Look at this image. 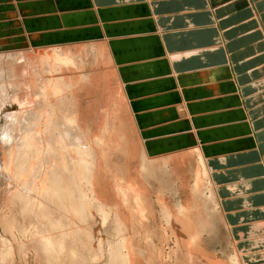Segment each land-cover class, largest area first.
Segmentation results:
<instances>
[{
  "label": "crops",
  "instance_id": "0c3cea01",
  "mask_svg": "<svg viewBox=\"0 0 264 264\" xmlns=\"http://www.w3.org/2000/svg\"><path fill=\"white\" fill-rule=\"evenodd\" d=\"M90 43L148 156L203 152L233 250L264 264V0H0V46Z\"/></svg>",
  "mask_w": 264,
  "mask_h": 264
},
{
  "label": "rangeland",
  "instance_id": "374dc122",
  "mask_svg": "<svg viewBox=\"0 0 264 264\" xmlns=\"http://www.w3.org/2000/svg\"><path fill=\"white\" fill-rule=\"evenodd\" d=\"M55 48L64 49L69 62L50 58L49 53ZM15 50H22L26 55L17 64L21 72L19 79L10 77L0 83L2 87L6 85L9 88L14 82L22 80L24 83L18 89H9V97L15 103L9 102L8 110L2 108L4 104L0 106V236L11 240L17 250L12 253L14 257H6L10 260L7 264H113L109 252L113 253L115 249L122 256L128 254L127 249H130L125 256V260L130 259L127 260L128 264H232L231 257L236 255V246L234 244L233 250L232 239L222 223L216 201L212 203L203 196H197L195 191V175L199 167L197 155L192 151H183L163 156L172 157L167 166L158 164L163 157L148 156L138 138L116 71L109 63L110 58L103 45L0 46V51L4 53ZM33 117L39 119V127L34 128L41 130L37 135L38 140L30 139L29 133L22 135L23 132L15 134L12 131L20 120ZM69 117L78 119L81 126L85 123L82 127L86 130L82 128V131L86 138L90 136L88 139L93 140L101 150V155L93 160V175L99 177H93L97 180L90 178L92 181L83 180L81 185L83 190L87 189L85 193L89 192L84 193V198H87L84 203L90 202L84 205L90 208L85 207L87 209L84 208L83 213L86 216L80 217L74 211L77 204L73 197L66 194L63 201L55 198L61 189L59 185L51 186L46 161H43L45 165L40 175L32 181L37 194L41 186L50 185L51 193L44 197V202H40L41 198L34 201L26 197V182L18 184L15 181H18L16 172L29 157L36 155L37 158L52 148L57 156L55 164H58L64 151L67 150V155L68 151L73 150L68 149L65 141L60 142L64 120ZM46 146L47 150L43 149ZM55 148L60 150L56 151ZM184 153L188 155L184 157ZM72 154V158L74 156L73 159L77 160L78 156ZM144 157L147 161L145 169ZM15 184L22 187L20 193L14 191ZM65 184L63 189L70 190ZM133 186L142 190L139 193L143 195L137 194L136 187L134 195L131 191ZM71 188H74L72 183ZM180 205L191 206L192 213L182 216ZM105 210L110 213L106 222ZM170 213H173L176 221L169 224ZM42 234L53 240L67 234L65 247L69 253L75 249L80 254L77 258L79 261L68 254L65 257L63 252L56 253L52 248L56 241L44 246L46 241ZM1 237L0 254L6 261L7 253L4 254L2 250Z\"/></svg>",
  "mask_w": 264,
  "mask_h": 264
},
{
  "label": "bare ground",
  "instance_id": "6f19581e",
  "mask_svg": "<svg viewBox=\"0 0 264 264\" xmlns=\"http://www.w3.org/2000/svg\"><path fill=\"white\" fill-rule=\"evenodd\" d=\"M96 45V44H95ZM51 51V50H50ZM49 53V52H48ZM25 53L23 51L21 52H2L0 51V83H4L5 82V79L6 78H10V77H15L17 79H19V75H20V68L18 67V63L22 62L24 59H25ZM49 57L50 58H54L55 60H58V61H61L63 63L66 62H69V57L67 55V53L64 51V49H57L55 48L54 50H52L50 53H49ZM19 68V69H18ZM23 75V73H22ZM22 81V80H21ZM14 82L12 84V86L10 87L11 89H18L19 87H21L22 85H24L23 82ZM9 87H7L6 85L4 87H2V85H0V106H2V108L4 110H8V104L9 102H11L13 100V98L9 97V94H10V89ZM51 90V89H50ZM55 89H53L54 91ZM53 91H51L50 93L53 94ZM57 91V90H55ZM54 91V92H55ZM48 92V91H47ZM59 92V91H58ZM56 92V93H58ZM60 94L62 95V92L59 93V96ZM51 97L53 95H50ZM124 100L126 101V96L124 94L123 96ZM12 99V100H11ZM59 99V98H58ZM14 102V101H12ZM15 103V102H14ZM128 104V103H127ZM60 105V104H59ZM55 108V107H54ZM50 110V109H49ZM53 110V109H51ZM108 111V110H107ZM49 112V111H48ZM53 112V111H52ZM55 112V111H54ZM57 112V111H56ZM50 115V114H49ZM52 115V113H51ZM55 115V114H54ZM57 116V115H56ZM64 116V115H63ZM67 117V116H66ZM62 118V117H60ZM64 118V117H63ZM62 118V119H63ZM50 119H51V116H50ZM49 119V120H50ZM47 121V120H46ZM60 121V120H58ZM38 122H39V119L37 118H31L30 120H20V123H16V126L12 129V131L16 134L17 132H23L22 135L24 134H28L29 133V138L30 139H33V140H38V136L39 135V132L41 131H38L36 130L37 129V126L39 127L38 125ZM51 122V120H50ZM47 124V123H46ZM51 124V123H49ZM85 124V123H84ZM83 124V125H84ZM48 125V124H47ZM82 125V126H83ZM49 126V125H48ZM63 130L61 131L60 133V137H61V140L60 142L65 141V143H68L66 144L68 146V149L69 148H73L72 151H68L67 155H66V151H64V156L60 155L61 157L59 158V163L58 164H55V161H56V158L57 156H55V152L53 151V149L51 148V150L47 151L46 153H41V155H38L37 158H36V155H35V152H34V155L36 159L32 158V157H29L27 162L24 164V166L21 168V169H18V171L16 172L17 174V180L16 183H20V182H26L25 184V187H24V191L26 192V197H30L32 199H34V201H39L40 198L42 200H40V202H44V197L51 193V188H50V185H46V187L44 186H41V189L39 191V193L37 194V192L35 193V190L33 188V185H32V181L40 175L41 173V170L44 168L43 165V161L45 163H48L46 164L47 166H45V168H48V171L47 174L49 176L48 180L50 179L51 182V186L53 185H59L60 189H61V193H56L55 194V198L58 200L60 198V201L62 200L63 196H65L67 194L68 197L71 196V198L73 200H76L75 203L77 204L75 207L77 208V210L74 209V211H77L78 212V216L79 215H82V216H86L85 213H83L84 211V208L85 207H88L90 208L89 206H85L84 204H88L89 202H86L84 203V201L87 199L86 197L84 198L85 194L89 193V192H84L85 190H83L81 187L82 183H83V180H87V181H92V179L90 178H93V177H99V176H96L95 174L93 175L94 173V167L93 165V160L98 158L101 154V150L99 151V149L96 147L97 144H95L94 142L90 141L88 138V135H87V138L85 136V133L82 131V126H81V123L78 121V119L76 118H66V120H64V123H63ZM36 128V129H34ZM49 129V127H48ZM52 129V128H51ZM84 130H86L85 128H83ZM30 131H33L30 135ZM86 132V131H85ZM57 134V133H56ZM89 134V133H87ZM58 135V134H57ZM91 135V133H90ZM43 137V136H42ZM94 137V135H93ZM41 138V137H40ZM91 138V137H90ZM63 139V140H62ZM44 140V139H43ZM46 140V139H45ZM48 141V140H47ZM47 141H45L47 143ZM97 141V140H96ZM41 142V141H40ZM58 142H59V139H58ZM57 143V142H56ZM47 145V144H46ZM65 146V144H63ZM62 145V146H63ZM58 146V145H56ZM98 146V145H97ZM55 147V146H54ZM66 147V146H65ZM61 148V146H60ZM59 149H54L56 151L60 150ZM64 147H62L63 149ZM43 149H46L47 150V146L46 148H43ZM67 149V148H66ZM65 150V149H64ZM41 152V151H39ZM100 152V153H99ZM61 153V152H59ZM72 153H74L75 155L78 156V159L77 160H74V156L72 158L71 155H73ZM203 153V152H202ZM201 152H198L196 153L197 157H198V164H199V167H198V170L196 172V175H195V191L197 193V196H203L205 198H207L208 200H210L212 203L216 201L217 203V200H216V195H215V190H214V185L211 181V178H210V175L209 174V171H208V168H207V165H206V162H205V158L204 156L202 155ZM43 154V155H42ZM57 154V153H56ZM100 154V155H99ZM99 155V156H97ZM143 155V154H142ZM184 157H186L188 154H182ZM97 156V157H96ZM103 156V154H102ZM96 157V158H95ZM170 161H172V157H163L161 162H157L158 164L164 166V165H168L170 164ZM174 161V160H173ZM99 162V161H98ZM153 162V160H152ZM156 163V162H154ZM153 163V164H154ZM156 163V164H157ZM143 164V163H142ZM146 164H147V161H146V157H144V164H143V168L145 169L146 168ZM151 164V163H150ZM152 165V164H151ZM55 166V167H54ZM96 166H97V163H96ZM98 167V166H97ZM163 168V167H162ZM88 169H90L89 171H87ZM96 172V171H95ZM90 179V180H89ZM95 179V178H93ZM97 180V179H95ZM94 180V181H95ZM56 182V183H53V182ZM86 182V181H85ZM18 183V184H19ZM67 183L68 185V188L70 187V190L71 192H69L70 190L69 189H63V184L66 186ZM71 183L74 185V188H71ZM18 184H15V187H14V191L16 193H20L22 191V187L21 186H18ZM90 184V182L88 183ZM92 184H94L92 182ZM84 186V185H83ZM90 186V185H89ZM97 186V185H96ZM99 186V185H98ZM92 186H90V189L92 190L93 188H91ZM136 186H133V189L131 190L132 192H134V195H136V192H138L137 194L138 195H141V192L137 187L135 188ZM11 188V187H10ZM86 188V187H85ZM89 188V187H88ZM95 188V187H94ZM98 188V187H97ZM122 188V187H121ZM131 188V187H130ZM134 188H135V191H134ZM12 189V188H11ZM95 190H97L95 188ZM129 190V189H128ZM90 191V190H89ZM128 192V191H127ZM85 193V194H84ZM91 193V192H90ZM93 193V191H92ZM131 193V192H130ZM94 194V193H93ZM91 194V195H93ZM100 194V193H99ZM124 194V193H123ZM42 195V196H41ZM143 195V194H142ZM141 195V196H142ZM87 196V195H86ZM93 196H96V195H93ZM92 196V197H93ZM101 196V195H100ZM88 197V196H87ZM91 197V198H92ZM104 197V196H103ZM137 197V196H135ZM96 198V197H95ZM99 198V197H98ZM102 198V197H101ZM84 199V200H83ZM140 199H142V197H140ZM94 200V198H93ZM100 200V199H99ZM102 200V199H101ZM100 200V201H101ZM105 200V199H104ZM63 201V200H62ZM98 201V199H97ZM107 201V200H106ZM138 201H139V197H138ZM142 201V200H141ZM209 201V202H210ZM99 202V201H98ZM102 203L104 201H101ZM136 202H137V198H136ZM140 202V201H139ZM210 202V203H211ZM74 203V204H75ZM94 203V202H93ZM100 203V204H102ZM108 203V202H107ZM208 203V202H207ZM86 204V205H87ZM92 204V203H91ZM104 205V204H103ZM84 206V207H83ZM102 206V205H101ZM105 206V205H104ZM195 206V205H194ZM103 207V206H102ZM100 207V208H102ZM217 207V205H216ZM74 208V207H73ZM105 208V207H104ZM87 209V208H85ZM108 209V207H107ZM180 209V212L182 214V216H185L186 214L188 213H192L191 212V206H184V205H180L179 207ZM216 209V208H215ZM100 210V209H99ZM104 210V209H103ZM106 211V210H105ZM108 211V210H107ZM106 211V212H107ZM205 211V210H204ZM85 212V211H84ZM88 212V211H86ZM101 212L104 213V211L101 210ZM100 212V213H101ZM102 213V214H103ZM141 213V211L139 212ZM91 214V212H90ZM107 214V216L104 217V214H103V217L106 219L109 214L108 212L105 213ZM89 215V214H88ZM121 216H123L121 213H120ZM74 216V215H73ZM141 216V214H140ZM80 217V216H79ZM170 218L168 219V223L170 222H174L176 221V218L174 217L173 213H170ZM103 218V219H104ZM142 218V217H141ZM81 219V218H80ZM102 219V218H101ZM104 219V220H105ZM109 219V218H108ZM108 219H106L104 222H106ZM124 219V218H123ZM143 219V218H142ZM82 220V219H81ZM208 222V221H207ZM210 222V221H209ZM127 223V222H126ZM169 223V224H170ZM206 224V223H205ZM119 226V225H118ZM117 226V227H118ZM127 226V225H126ZM174 226V225H173ZM204 227V226H203ZM126 228V227H125ZM128 228V226H127ZM178 229V227H177ZM205 230V228H204ZM3 231V229H2ZM1 231V232H2ZM6 231V229H5ZM120 232V231H119ZM200 232V231H198ZM5 233V232H4ZM202 233V232H200ZM117 235V234H116ZM45 241H46V244L44 246H49L51 245L54 241H56L57 243L54 244L52 246L53 250L56 251V253L58 254H61L62 252L65 254V257H66V254H68L67 256H69L70 258H76L77 261H79L77 258L78 256L80 255L75 249H73L71 251V253H69V249L66 248V244H67V241H66V238H67V234H64L62 237L58 238L57 240H53L50 236L48 235H41ZM90 236V235H89ZM118 236V235H117ZM200 236V235H199ZM1 237V236H0ZM93 237V236H92ZM120 237V235L118 236ZM2 239V244H3V251H4V254L5 255V258L7 256H11L12 253L14 254V251L17 252V250L15 249V246L13 245V243L11 242V240H8V239H5L3 237H1ZM122 240V239H120ZM99 241V240H98ZM122 243V241H121ZM120 243V244H121ZM96 244V243H95ZM119 244V243H118ZM122 245V244H121ZM121 245H117V247H121ZM87 246V245H86ZM94 246V245H93ZM113 246V245H112ZM111 246V248H112ZM127 248H130V247H127ZM79 250V249H78ZM93 250V248L91 249ZM105 250V249H104ZM129 250L130 249H127L128 251V254H129ZM6 251V252H5ZM111 251H113L111 249ZM9 252V253H8ZM80 252V250H79ZM101 252V251H100ZM104 252V251H102ZM192 252V251H191ZM11 253V254H10ZM111 253V259H112V263L113 264H128V261H130V259H126L125 260V256L128 255H124L122 256L118 250L115 249V251L112 252H109ZM123 253V252H121ZM127 253V252H126ZM132 253V252H130ZM17 254V253H16ZM15 254V255H16ZM82 254V253H81ZM103 253H101L102 255ZM85 255V254H84ZM100 255V256H101ZM131 255H134V254H131ZM241 254L239 253V250H237L236 248V255L232 256L231 257V261H232V264H242V260H241ZM14 257V255H12ZM118 256V257H117ZM86 257V256H85ZM135 257V256H134ZM12 258V257H11ZM10 258V259H11ZM83 257H81L80 259H82ZM129 258V257H128ZM131 258V257H130ZM7 259V258H6ZM66 259V258H65ZM69 259V258H68ZM87 259L85 258V261ZM128 260V261H127ZM133 260V259H132ZM135 260H136V257H135ZM8 261L10 262V260H6L4 259L3 261V258L0 254V264H4V263H8ZM67 261V260H66ZM70 261V260H69ZM72 261V260H71ZM84 261V260H83ZM88 261V260H87ZM73 262V261H72ZM82 263V261H81ZM111 263V262H110ZM74 264V263H73ZM83 264V263H82Z\"/></svg>",
  "mask_w": 264,
  "mask_h": 264
}]
</instances>
